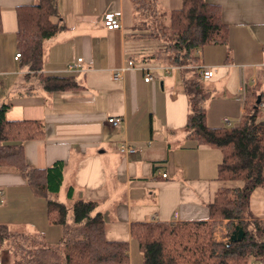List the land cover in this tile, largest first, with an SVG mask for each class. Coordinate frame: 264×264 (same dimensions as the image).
<instances>
[{"label":"crops","instance_id":"0c3cea01","mask_svg":"<svg viewBox=\"0 0 264 264\" xmlns=\"http://www.w3.org/2000/svg\"><path fill=\"white\" fill-rule=\"evenodd\" d=\"M38 1L0 0V106L11 105L9 121L43 123L45 136L24 143L27 163L44 169L63 161L61 192L73 188L74 200L97 202L107 221V240L127 242L128 264H144L132 225L207 220L208 206L223 186L217 180L221 152L187 138L189 106L179 69L167 74L166 66L131 58L135 43L124 38L134 22V15L129 25L125 17L130 0H59L68 27L45 40L43 75L74 77L81 87L48 93L38 79H28L29 70L15 59L16 8ZM155 1L165 12L182 6V0ZM207 1L222 7L229 29L227 46H207L200 54V65L215 71L207 80L214 89L206 103L207 121L221 128L225 119L231 125L240 122L247 112L244 100L249 108L257 84L264 81V0ZM118 11L122 28L107 29L106 13ZM129 60L135 67L120 80L111 79ZM148 73L154 76L149 83L144 78ZM112 117L120 118V125L109 124ZM123 143L133 145L136 154H122ZM251 209L264 220V189L253 193ZM226 223L219 227V236L227 233ZM0 224L41 234L48 245H58L63 237L62 228L49 223L47 200L36 196L13 169L0 170ZM0 264L24 263L5 246L0 248Z\"/></svg>","mask_w":264,"mask_h":264},{"label":"trees","instance_id":"16d2710c","mask_svg":"<svg viewBox=\"0 0 264 264\" xmlns=\"http://www.w3.org/2000/svg\"><path fill=\"white\" fill-rule=\"evenodd\" d=\"M130 1L134 22L124 38L135 43L131 58L144 65L179 68L181 90L189 106L187 138L222 155L217 180L223 186L208 206L207 220L132 225L144 264H264V220L251 209L253 193L264 189V81L257 84L253 102L237 125L209 126L206 103L214 89L201 77L198 67L205 47L229 44L222 7L207 0H182L180 8L165 12L155 0ZM58 3L39 0L16 8L15 42L21 63L30 72L27 78L38 79L48 93L81 87L74 77L43 75L45 40L68 27L61 19ZM2 28L0 8V31ZM146 42L156 43L155 48L141 44ZM10 107L0 106V170L18 171L33 193L47 200L49 223L60 226L63 237L58 245H48L41 234L30 235L0 224V248L10 246L15 258L24 264H128L129 245L107 240V221L97 202L74 200L73 188L67 192V202L59 199L64 162L44 169L27 163L24 143L43 138L45 127L41 121L7 120ZM230 182L242 184L230 187ZM225 221L231 233L241 227L243 239L217 241L215 231Z\"/></svg>","mask_w":264,"mask_h":264},{"label":"built area","instance_id":"2783aa9c","mask_svg":"<svg viewBox=\"0 0 264 264\" xmlns=\"http://www.w3.org/2000/svg\"><path fill=\"white\" fill-rule=\"evenodd\" d=\"M122 17H123L122 11L121 12L118 11V12H108V13H106L105 20H104L105 27L107 29H109V30H120L122 28ZM15 59L16 60H20L21 59V53L18 52L15 55ZM126 65H127V67L121 68L118 71H115V73H113V76H112L111 79L120 80L123 77V74L125 73V71L128 68H130V67H135L136 64H135V61L129 60ZM198 68H199V73H200L201 77L204 80L206 79V81L213 79V77L215 76V71H214L213 68L203 67L201 65ZM173 69H179V68L169 67V66H166V67L163 68V70L167 74H170ZM144 78H145V81L147 83H149V82L153 81L154 76L151 73H148L146 75V77H144ZM243 106H244V110L247 111L248 108L245 105V100H244V105ZM121 121L122 120L120 118H114V117L108 119V123L113 125V126L120 125ZM225 123L227 125H231L230 121L228 119H225ZM119 149H120V152L122 154L127 155V156L134 155L137 152V149L133 145H131L129 143L121 144ZM163 176L167 177V174H164Z\"/></svg>","mask_w":264,"mask_h":264},{"label":"rangeland","instance_id":"374dc122","mask_svg":"<svg viewBox=\"0 0 264 264\" xmlns=\"http://www.w3.org/2000/svg\"><path fill=\"white\" fill-rule=\"evenodd\" d=\"M128 1V0H127ZM125 11V17H126V22H127V24L129 25V24H132V22H133V15H134V13H133V10H132V8H131V4H130V2L128 1L127 2V4H126V9L124 10ZM142 45H144V46H146V47H150V48H155V46H156V43H148V42H146V43H141ZM158 44V43H157ZM174 72V75H177V73L175 72V71H173ZM33 79H36V78H33ZM65 191V187H64V189L62 190V192L59 194V199L60 200H62V201H64V202H66L65 200H66V193L64 192ZM221 226V225H220ZM220 226H218V228L216 229V231H215V239L217 240V241H219V242H223V243H228L229 242V240H230V237H231V235H232V233H231V231H229V230H227V233L225 234V236H223L222 234L219 236L218 235V233H219V227Z\"/></svg>","mask_w":264,"mask_h":264},{"label":"water","instance_id":"95a60500","mask_svg":"<svg viewBox=\"0 0 264 264\" xmlns=\"http://www.w3.org/2000/svg\"><path fill=\"white\" fill-rule=\"evenodd\" d=\"M260 101H261V96L258 97L257 104H260ZM243 237H244L243 229L237 226L235 230L232 232L231 240L236 242L243 239Z\"/></svg>","mask_w":264,"mask_h":264}]
</instances>
